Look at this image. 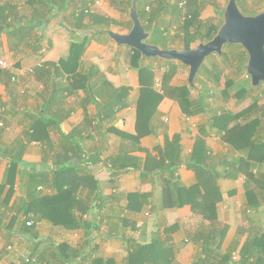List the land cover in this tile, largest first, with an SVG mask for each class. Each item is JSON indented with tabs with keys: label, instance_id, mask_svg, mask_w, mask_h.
I'll return each mask as SVG.
<instances>
[{
	"label": "crops",
	"instance_id": "crops-1",
	"mask_svg": "<svg viewBox=\"0 0 264 264\" xmlns=\"http://www.w3.org/2000/svg\"><path fill=\"white\" fill-rule=\"evenodd\" d=\"M21 1L0 0V7H16L6 12L10 26L0 23V58L10 64L9 69H0V264H93V260L121 264L122 242L134 239L150 244L156 232L162 234L166 229L171 233L163 239H169L175 264H193L200 250L192 237L213 227L226 228L220 250L231 252L238 261L248 239L264 235V164L252 173L245 166L239 177L228 176L229 164L241 157L223 140L222 123L226 120L219 119L218 125L216 118L224 114L213 115L207 107L194 116L182 108L181 90L188 83V68L177 61L168 65L161 59L136 56L132 48H117L104 32L109 30L94 29L103 31L86 37L75 78L65 74L63 86L46 84L35 75V69L43 63L60 66L69 55L72 34L64 18L76 13L73 6L78 9L80 4L75 0L67 11L56 10L34 29L33 40L18 42L9 36L25 26L32 14L29 0H23L29 13H22ZM87 1L93 14L120 23L112 32L131 31L133 0ZM39 38L43 41L40 50L37 43L36 51ZM170 47L183 50L172 41ZM170 67L175 74H167ZM93 68L98 71L95 101L89 99L90 92L84 86ZM105 82L119 93L109 87L105 91ZM211 98L210 93L206 102ZM109 99L123 106L108 108ZM234 123L229 121L228 129ZM177 136L182 165L176 173L161 172L163 149ZM198 142L201 146L193 157ZM125 153L141 160L140 169L128 168L111 182V162ZM203 157L213 171L187 168V163ZM62 166L67 170L54 182L55 172ZM166 181L188 189L199 186L193 202L173 207L176 199ZM62 192L82 200L80 209L75 207V216L93 223L92 228L95 223L100 225L99 231L93 229L90 236L85 230L68 231L38 219L36 212L27 213L36 198ZM123 193L128 194L127 202L121 198ZM86 209L95 213L97 222L83 214ZM123 225L148 230L142 231L143 238L134 230L133 237L126 240ZM97 240L107 244L97 247ZM110 246L112 251L107 250ZM125 253L123 261L129 255L128 250Z\"/></svg>",
	"mask_w": 264,
	"mask_h": 264
},
{
	"label": "trees",
	"instance_id": "trees-1",
	"mask_svg": "<svg viewBox=\"0 0 264 264\" xmlns=\"http://www.w3.org/2000/svg\"><path fill=\"white\" fill-rule=\"evenodd\" d=\"M80 4L78 9L73 6L75 0H29L28 5L32 9V14L29 20L25 23V26L19 27L16 31H14L13 35L10 34V38L16 39L18 42H22L25 38L34 39L32 32L39 25H43L46 23V19L50 15H52L56 10L59 13L67 11L70 7L73 6V9H76V13L71 14L67 18H64L66 24L70 30L73 31H83V30H94V29H103L111 31L112 27L119 26L120 23L112 20L110 18H105L98 14H93L91 9L89 10V3L87 0H77ZM240 9L247 13L248 15H256L264 9H259L253 12H247V8L249 7L246 0H237ZM153 0H139L138 8H139V16L144 28L147 31H153L154 34L149 41L150 44L158 46L161 49L169 50L174 49L170 47V42L174 43L175 40H181L182 46L179 49L183 50H191L193 44H201L211 41L219 31L220 27L223 24V20L220 25L214 24H205L200 20V17L207 6H212L215 12H221L216 8V0H162V1ZM182 2H186V10L180 8V4ZM89 4V5H88ZM92 4V3H91ZM8 10L13 11L16 10L15 6L4 5L0 7V23L9 27L10 25L7 22L10 14L6 13ZM223 11L221 12V14ZM12 15V14H11ZM165 15V16H164ZM223 16V15H222ZM182 20L184 23H182ZM133 24L130 23L129 30L132 28ZM174 26L178 27V31L176 29L175 35H171V31ZM88 38H81L76 35H72V43L70 45L69 55L60 61V66L51 65L49 63H43L40 67L35 69V75L38 79L47 83L55 82V85L63 86L61 82L64 79L65 74L72 76L75 78L76 73L78 72V68L80 66V61L84 55L86 50ZM43 41V38H39L35 42L36 51L40 50V42ZM164 41H168L169 43H165ZM37 43H39L37 50ZM241 50L239 58V63L242 64L243 56H247L245 51L237 46L226 45L224 47V54L222 56L212 55L211 57L218 56L222 60L229 59V51L232 50ZM131 52L136 54V56H141V54L134 50L130 49ZM134 57H132L133 59ZM135 60V59H134ZM173 64V62H168V65ZM51 68V70H50ZM205 69V63L203 64L197 78L196 83H200L206 86L205 80L201 79V75L203 70ZM139 71H143L140 69ZM98 71L96 69H92L89 72L87 81L84 83L86 89L90 92L89 99L91 101H95V96L99 91V88L96 85V75ZM213 75L214 82L216 84H220L222 81V75L224 74L217 68L214 67V71L210 72ZM168 75L175 74V69L170 67ZM226 77V76H225ZM165 79V77H164ZM225 89L222 90V96L224 98H229L230 90L234 88L235 83L227 76L225 81ZM249 84V83H248ZM110 88L114 90V93H119V90L114 89V87L105 82V91ZM243 87L242 90L243 91ZM71 88H69V91ZM256 91V90H251ZM193 91L190 89L188 85H186L181 90V95L183 98L182 108L185 112L190 115H200L204 113L209 107L206 103L210 92L205 89L204 92L199 93V97L197 101H193L190 99ZM240 93V92H239ZM248 94L240 93L238 99L244 100ZM108 108L114 107H122L123 105L118 102V100L114 103L113 100L109 99ZM259 106L257 102H254L252 107L247 110L240 112L237 115H233L231 113L224 114L223 116L217 117L215 120L217 124L221 122V120H226L222 123L223 131H225L226 139L229 141V144L234 146L239 151H247V156L244 158H237L229 164L230 173L228 176L231 178L239 177L242 174V170L245 166L248 167L250 173L253 172L254 169H257L258 165L264 164V137L260 134L259 129L261 128L263 118L259 117L251 119V117L257 114V110ZM264 115V113H263ZM245 117V120L251 119L250 123L247 124H236L233 128L228 129L227 124L229 121H237L241 118ZM221 119V120H219ZM229 119V120H228ZM180 137H175L174 142H167L165 148L163 149V160L164 166L159 169L161 172L168 171L171 174L178 172L179 168L182 165L181 153L182 147L179 142ZM200 144L198 142V146L195 149V155L197 156V152L200 149ZM127 154V153H125ZM14 166H18L17 163L13 162ZM141 160L136 157L128 155H120L115 157L111 162L112 166V176L111 182H115L128 168L140 169ZM144 165V164H143ZM187 168L192 172H209L213 171L208 167L206 163V159L203 157L201 160L196 161L193 160L191 163H187ZM201 165V166H200ZM80 167V166H78ZM72 170H78L76 167L71 168ZM210 169V170H209ZM67 168L65 166L60 167L55 172L54 182H57L58 177L65 173ZM208 170V171H207ZM145 172L143 171V174ZM210 173V172H209ZM13 170L9 172V180H12ZM57 179V180H56ZM11 182V181H10ZM262 182L264 184V173L262 174ZM166 186L170 189H173V197H175L176 201L173 204V207L180 208L185 204L192 203L193 198L195 196L196 191H198L199 186H196L194 189L183 188L181 186H177L176 184H171L166 181ZM203 182L201 183L205 187L207 184ZM201 186V185H200ZM81 199L78 197L68 194L67 192H62L61 194L54 197H40L36 198L33 202H31L28 206L27 213L31 215V213L36 212L38 215V219H44L48 222L63 227L68 231L75 230H85L87 234L90 236L91 231L93 229L100 230V225L97 226L95 223V227L92 228L93 223L89 221H84L83 219H77L75 216V207L76 209H80L79 206L81 203ZM67 204V205H66ZM69 204V205H68ZM83 214L88 215L89 220H94L97 222L95 213L90 209H86L83 211ZM98 218L102 216L97 214ZM156 232L154 234L153 240L150 244H140L136 242L134 239L128 240V258L126 259L127 264H175V252L173 248L169 245V239H163L164 236H170V229H166L164 233ZM24 235H27L25 232ZM226 236V228H212L210 230L198 231L194 237H192V242L198 244L200 255L196 258L193 264H264V235L256 236L248 239V241L242 247L240 251V259L238 261L233 260V254L230 252L228 254H224L221 252L220 247L222 246V242ZM198 242V243H197ZM64 247V246H63ZM66 247V246H65ZM104 260H93V264H103ZM107 263V262H106ZM108 264V263H107Z\"/></svg>",
	"mask_w": 264,
	"mask_h": 264
},
{
	"label": "water",
	"instance_id": "water-1",
	"mask_svg": "<svg viewBox=\"0 0 264 264\" xmlns=\"http://www.w3.org/2000/svg\"><path fill=\"white\" fill-rule=\"evenodd\" d=\"M138 2L139 0H133L131 4L130 19L133 27L129 33L104 31L117 48L129 47L144 58L181 63L189 70L190 89L197 91L196 78L206 59L212 55L222 56L226 45L239 46L247 54L245 69L250 78V86L254 89L263 86L264 90V10L256 15H244L237 0H228L222 13L223 24L211 41L201 43L191 50H165L149 43L154 32L144 28L139 16ZM101 31L103 30H68L70 34L81 38Z\"/></svg>",
	"mask_w": 264,
	"mask_h": 264
},
{
	"label": "rangeland",
	"instance_id": "rangeland-1",
	"mask_svg": "<svg viewBox=\"0 0 264 264\" xmlns=\"http://www.w3.org/2000/svg\"><path fill=\"white\" fill-rule=\"evenodd\" d=\"M20 1V0H19ZM26 1H21V5H22V13L28 14L29 10L27 8V6L25 5ZM246 2L248 3L249 7L247 8V12H253L259 9H264V0H246ZM228 4V0H216V8L219 11H224L226 6ZM221 12H215L214 8L211 6H207L204 11H203V15H201L200 20L205 23V24H214V25H220L221 21L223 20V16L221 14ZM243 12V11H242ZM244 15H248L247 13L243 12ZM182 23H184V21L182 20ZM175 28V29H174ZM173 30L178 31V27L174 26ZM165 43H169L168 41H164ZM175 44H177V46H182L183 43H181V40H175L174 41ZM198 44H193L192 45V49L197 47ZM238 48H241L239 46H237ZM242 49V48H241ZM241 51V50H240ZM240 51L239 50H232L229 51V59L226 60H222L220 57L215 56V57H209L206 59L205 61V69L202 72L201 75V79L205 80V85L200 84V83H196V86L198 88L197 91L192 90L193 93L190 96V99L193 101H197L198 97H199V93L204 92L205 89L209 90V92L212 94L213 98L209 99L206 103L208 104L209 108L211 107L212 109V114L214 115V113H219L221 112L222 114H228L231 113L233 115H237L240 112L249 109L250 107H252V105L254 104V102H257L259 109L257 110V114L251 117V119L259 117L260 119L263 118L262 121V125L261 128L259 129L261 136L264 137V90H263V86H261L260 88L254 89L250 86V78L246 73V64H247V56H243V62L242 64L239 63V56H240ZM214 67H217L223 74L222 75V81L220 82V84H216L214 82L213 79V75H211L210 72L214 71ZM188 70V69H187ZM189 73V71H185V74ZM187 76V75H186ZM228 76L234 83L235 86L233 89L230 90V97L229 98H224L222 96V90L225 89L226 85H225V81H226V77ZM249 83V84H248ZM185 85H188V83L186 82ZM242 87L244 88L243 91ZM256 90V91H251V90ZM243 94H248L247 97L244 100H240L238 99L239 94L240 93ZM251 119H247L245 120V117L234 121V126L236 124H247L250 123ZM233 125V123H232ZM227 127H231L230 124L227 125ZM227 137L224 136L223 140L228 142L229 141L226 139ZM232 146V145H231ZM232 151L238 155L239 153V157H245L247 156V151H239L238 149H236L234 146H232ZM256 169H254L253 171H255ZM124 186H125V182ZM128 190V189H127ZM128 197V194L123 193L121 198H123V201H126V198ZM148 219H150L151 217H147ZM124 227L122 228V234L125 237L126 240L132 238L133 234L132 231L134 230H139L141 232L142 235H138L140 238H143L144 233L142 231H146L148 230V227H139V228H129L128 226L123 225ZM146 226V225H145ZM104 231L106 230V227H104L103 229ZM148 233V232H147ZM142 241V240H141ZM127 241H124L121 243L120 247L122 250V258L120 259L122 262H120L121 264H127L126 263V258L123 261V257L126 256L127 250H128V244L126 243ZM96 243L98 244L97 247H103V244H107L106 242L103 243L102 240H97ZM111 248L107 249L109 251H112V246H110ZM106 250V249H105ZM125 251V252H124ZM236 261V260H234Z\"/></svg>",
	"mask_w": 264,
	"mask_h": 264
},
{
	"label": "built area",
	"instance_id": "built-area-1",
	"mask_svg": "<svg viewBox=\"0 0 264 264\" xmlns=\"http://www.w3.org/2000/svg\"><path fill=\"white\" fill-rule=\"evenodd\" d=\"M180 8L185 11L186 10V2H182L180 4ZM9 68H10V64L7 61H5V60L0 58V69L6 70V69H9ZM13 80L16 81V79H13ZM28 225L32 226L31 223H29Z\"/></svg>",
	"mask_w": 264,
	"mask_h": 264
}]
</instances>
